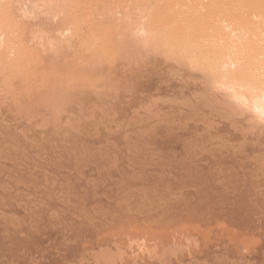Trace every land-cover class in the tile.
<instances>
[{
    "label": "rangeland",
    "instance_id": "1",
    "mask_svg": "<svg viewBox=\"0 0 264 264\" xmlns=\"http://www.w3.org/2000/svg\"><path fill=\"white\" fill-rule=\"evenodd\" d=\"M259 1H4L0 264H264V122L134 34Z\"/></svg>",
    "mask_w": 264,
    "mask_h": 264
},
{
    "label": "bare ground",
    "instance_id": "2",
    "mask_svg": "<svg viewBox=\"0 0 264 264\" xmlns=\"http://www.w3.org/2000/svg\"><path fill=\"white\" fill-rule=\"evenodd\" d=\"M4 1L5 0H0V16L4 13V9H6L2 7ZM16 1L20 16L25 18L32 17V9H34V11H36L35 9L41 11L40 9L43 10L51 7L54 2V0H33L32 6L28 5L29 8L24 0ZM217 2L215 3L217 4ZM220 3L224 4L222 1ZM255 3L253 2V5L248 8L244 5L245 8H247L245 10L241 8L235 9L236 7L234 5L235 8L233 7L234 9H232L231 7V11H226L224 9L221 10V12H219V8L217 11V8H215L214 11L213 9L207 11V6L206 14L204 13L205 15H202L206 16L209 13L211 15H207L209 17L206 16L208 18V23L205 22V29L203 28L196 31L194 28L193 30L188 22L186 29L176 31L167 30L166 27L158 31L157 29L153 30V32L146 27L147 29H144V31H134L136 35V38L135 36L134 38L138 46H147V44L149 45L152 43L155 46V50H167L169 54L172 55V58L174 57L176 60L182 61L186 66L198 70L201 76L203 75L208 81L212 89L219 92L221 96L225 98V100L224 98L223 100L228 105H231L234 110H238L239 112L247 111L256 123H261L262 121L254 111L255 100L258 94L246 91L243 95L249 98L248 103L251 104V107L236 108V101L233 99V93L228 91V89L232 87L234 79L238 80L242 77H249L253 73L259 74L261 69L264 68V59H262V57H264V4H261L260 1V4ZM211 6L214 7L213 3ZM229 6L231 5L227 4V9ZM202 17L200 18L202 19ZM207 18L203 17V19ZM197 20L194 22V26L197 24L196 22L199 21ZM69 34L70 32L68 29H64L58 30L56 32V38L54 39H44L37 36V40L39 41L38 45H40L41 48L56 51L60 44L65 42L68 43ZM131 34L133 35L132 32ZM70 36L72 37V35ZM3 43L7 46L5 50L9 52V50H11L9 46L10 43L5 39L2 33H0V46ZM233 65H235V67H233Z\"/></svg>",
    "mask_w": 264,
    "mask_h": 264
},
{
    "label": "snow or ice",
    "instance_id": "3",
    "mask_svg": "<svg viewBox=\"0 0 264 264\" xmlns=\"http://www.w3.org/2000/svg\"><path fill=\"white\" fill-rule=\"evenodd\" d=\"M228 91L233 93L236 108L251 107V104L248 103L249 98L243 95L246 91L258 94L255 100L254 111L260 120L264 122V68L261 69L259 74L253 73L249 77H242L238 80L234 79L232 87Z\"/></svg>",
    "mask_w": 264,
    "mask_h": 264
}]
</instances>
